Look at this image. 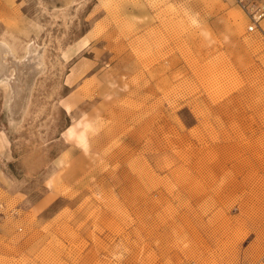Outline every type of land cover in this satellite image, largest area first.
Returning <instances> with one entry per match:
<instances>
[{
	"label": "rangeland",
	"instance_id": "374dc122",
	"mask_svg": "<svg viewBox=\"0 0 264 264\" xmlns=\"http://www.w3.org/2000/svg\"><path fill=\"white\" fill-rule=\"evenodd\" d=\"M246 25L234 0H0V264H264Z\"/></svg>",
	"mask_w": 264,
	"mask_h": 264
},
{
	"label": "built area",
	"instance_id": "2783aa9c",
	"mask_svg": "<svg viewBox=\"0 0 264 264\" xmlns=\"http://www.w3.org/2000/svg\"><path fill=\"white\" fill-rule=\"evenodd\" d=\"M236 6L244 14L249 34L259 32L264 36V0H234Z\"/></svg>",
	"mask_w": 264,
	"mask_h": 264
},
{
	"label": "bare ground",
	"instance_id": "6f19581e",
	"mask_svg": "<svg viewBox=\"0 0 264 264\" xmlns=\"http://www.w3.org/2000/svg\"><path fill=\"white\" fill-rule=\"evenodd\" d=\"M27 48L29 47V45L26 46ZM26 48V52L30 53ZM13 52V50L11 49V47H9L6 43L1 42L0 41V74L2 73V71L4 70V68L6 67L5 64V56H11V53ZM65 110H69V106L66 105L64 106ZM83 148L85 149V146H83Z\"/></svg>",
	"mask_w": 264,
	"mask_h": 264
}]
</instances>
